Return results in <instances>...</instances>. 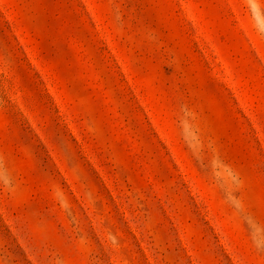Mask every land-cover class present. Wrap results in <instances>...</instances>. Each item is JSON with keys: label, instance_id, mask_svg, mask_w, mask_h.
Instances as JSON below:
<instances>
[{"label": "rangeland", "instance_id": "obj_1", "mask_svg": "<svg viewBox=\"0 0 264 264\" xmlns=\"http://www.w3.org/2000/svg\"><path fill=\"white\" fill-rule=\"evenodd\" d=\"M0 264H264V0H0Z\"/></svg>", "mask_w": 264, "mask_h": 264}]
</instances>
